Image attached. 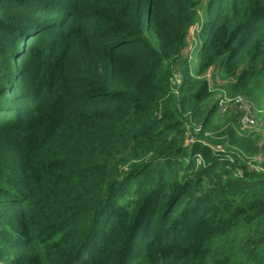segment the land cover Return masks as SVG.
<instances>
[{"label": "trees", "instance_id": "obj_1", "mask_svg": "<svg viewBox=\"0 0 264 264\" xmlns=\"http://www.w3.org/2000/svg\"><path fill=\"white\" fill-rule=\"evenodd\" d=\"M202 2L0 0V264H264V136L218 112L264 0H209L192 68Z\"/></svg>", "mask_w": 264, "mask_h": 264}, {"label": "rangeland", "instance_id": "obj_2", "mask_svg": "<svg viewBox=\"0 0 264 264\" xmlns=\"http://www.w3.org/2000/svg\"><path fill=\"white\" fill-rule=\"evenodd\" d=\"M208 14H210L209 13V0H203L202 5L200 6V9L198 12L197 23H196V25H194L192 27L191 34L188 37L187 47L183 50V54H182L183 56H185V57L188 56L190 58L192 68L196 67L197 59H198V53H199V47H200V42H201L199 40L198 30L200 29L202 24H204L206 22V19H208L207 18ZM191 55H192V57H191ZM220 72H222V71H220ZM217 79H219V78H217ZM176 82L177 83L180 82L179 77H178V81H176ZM218 97L221 98V95H219ZM250 97L254 101L256 109L258 110L256 125L245 127L240 123L241 127L239 125L238 126L240 129L248 130L250 133L254 134L255 136H257V135L264 136V93L262 95L251 94ZM220 110L221 109L218 110L219 113H220ZM219 113L216 112L214 114V120L217 122H222V120H221L222 117H223V119L228 117L227 115H224V116L222 115V117L219 119V118H217L219 116ZM193 141L194 140H189L188 143H192ZM252 165L253 164H251L250 167ZM256 168L254 167V169H256Z\"/></svg>", "mask_w": 264, "mask_h": 264}, {"label": "built area", "instance_id": "obj_3", "mask_svg": "<svg viewBox=\"0 0 264 264\" xmlns=\"http://www.w3.org/2000/svg\"><path fill=\"white\" fill-rule=\"evenodd\" d=\"M219 105L222 111L231 110L233 113L240 114V123L243 126L249 127L256 125L258 110L256 109L254 101L248 95L240 94L234 97L222 96L219 99ZM254 167V165L251 166L252 169ZM255 170H259V168L257 167Z\"/></svg>", "mask_w": 264, "mask_h": 264}, {"label": "clouds", "instance_id": "obj_4", "mask_svg": "<svg viewBox=\"0 0 264 264\" xmlns=\"http://www.w3.org/2000/svg\"><path fill=\"white\" fill-rule=\"evenodd\" d=\"M191 34V33H190ZM191 57H192V55H191Z\"/></svg>", "mask_w": 264, "mask_h": 264}]
</instances>
